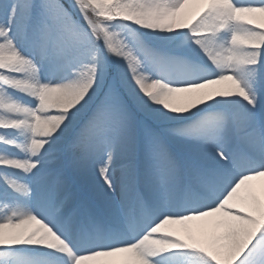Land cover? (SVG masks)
I'll use <instances>...</instances> for the list:
<instances>
[{
  "label": "snow or ice",
  "instance_id": "obj_1",
  "mask_svg": "<svg viewBox=\"0 0 264 264\" xmlns=\"http://www.w3.org/2000/svg\"><path fill=\"white\" fill-rule=\"evenodd\" d=\"M0 264H264V0H0Z\"/></svg>",
  "mask_w": 264,
  "mask_h": 264
},
{
  "label": "rangeland",
  "instance_id": "obj_2",
  "mask_svg": "<svg viewBox=\"0 0 264 264\" xmlns=\"http://www.w3.org/2000/svg\"><path fill=\"white\" fill-rule=\"evenodd\" d=\"M117 31H119V29H117ZM121 35H123V34L121 33Z\"/></svg>",
  "mask_w": 264,
  "mask_h": 264
},
{
  "label": "bare ground",
  "instance_id": "obj_3",
  "mask_svg": "<svg viewBox=\"0 0 264 264\" xmlns=\"http://www.w3.org/2000/svg\"><path fill=\"white\" fill-rule=\"evenodd\" d=\"M126 38V37H125ZM257 183H259V181H257Z\"/></svg>",
  "mask_w": 264,
  "mask_h": 264
}]
</instances>
